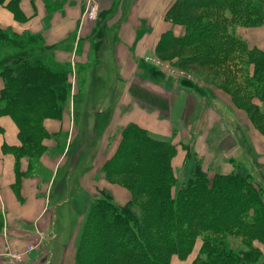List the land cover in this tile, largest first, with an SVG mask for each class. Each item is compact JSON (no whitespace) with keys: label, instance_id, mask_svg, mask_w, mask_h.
Wrapping results in <instances>:
<instances>
[{"label":"crops","instance_id":"obj_1","mask_svg":"<svg viewBox=\"0 0 264 264\" xmlns=\"http://www.w3.org/2000/svg\"><path fill=\"white\" fill-rule=\"evenodd\" d=\"M170 1L20 0L18 17L5 5H0V30L18 36L28 52H45L46 56H38L43 65L69 71L65 72L71 100L67 111H60L59 118L44 119L43 128L48 136L42 143L44 153L37 160L14 156L10 149L20 146L18 128L9 116H0V264H75L81 231L98 190L108 192L119 206L128 201L124 192L122 202L118 200L119 192L100 177L99 171L115 154L122 128L129 123L145 129L156 140H172L175 144L178 139L180 144L191 143V137L182 136L181 130L169 118L177 95H180L175 90L166 93L158 88L151 93L141 91L143 97L136 99L138 102L133 98H130L133 103L128 99L125 101L127 111L122 118V84L131 89V84L151 80L144 76V67L138 61L142 60V53L153 52L161 33L173 30L164 20L165 4ZM90 5L97 7L96 20L86 17ZM257 31L258 39L245 29L238 30L237 35L249 47L264 51V26L258 27ZM90 60L94 62L93 72L81 73L83 83L101 81L115 87L110 94L113 101L105 110H91L90 105L84 104L75 108L77 95L87 98L75 90L80 82L76 69L84 62L89 66ZM3 87L0 76V92ZM115 89H120V93ZM129 89L125 96H131ZM161 97L167 102L166 115L159 109L157 99ZM212 105L207 113L213 111L218 115L217 124L225 134L227 116L223 110L226 107L221 101H214ZM258 106L264 112V105L258 103ZM228 108L231 130L235 134L241 133L242 138L236 137V142L233 137L235 142L230 150L244 154L246 165L235 154L234 158L224 154L223 147L212 152L205 137L192 138L191 147L207 161L204 164L206 170L207 166H213L210 169L214 174L225 175L242 166L246 175L249 172L264 188V178L254 175L250 168L252 165L257 170L264 167V147L261 151L256 150L250 138L254 136L252 132L250 135V124L241 120L237 123L234 117L238 114L237 109ZM102 112L107 120L103 124L96 123L95 115ZM174 131H177L176 137ZM63 133L66 136L62 150L51 153L54 148L51 143ZM176 147L172 166L179 169L185 162L186 153L181 146ZM71 148L70 161L68 159L66 163ZM81 150H85V154L79 157ZM84 167L86 170L82 169ZM12 255H19L20 261L11 262L9 257Z\"/></svg>","mask_w":264,"mask_h":264},{"label":"trees","instance_id":"obj_2","mask_svg":"<svg viewBox=\"0 0 264 264\" xmlns=\"http://www.w3.org/2000/svg\"><path fill=\"white\" fill-rule=\"evenodd\" d=\"M19 1L0 0V5L18 17ZM201 9L216 15L202 19L190 15ZM165 19L185 31L181 37L167 32L170 45L192 46L195 53L188 56L195 55L198 64L228 70L227 81L235 94H241L242 105L246 103L250 115L264 120L258 106L264 105V51L249 48L235 34L237 27L264 23V0H176ZM21 42L0 30V52L4 47L24 49ZM33 56L27 51L21 57L0 59L4 81L0 116H9L18 128L20 146L10 149L17 159L37 160L44 153L42 143L48 134L43 121L60 117V103L70 91L65 71L43 65L38 55ZM182 147L189 161V148ZM176 154L172 140H156L134 123L122 128L120 144L99 174L106 182L120 179L131 199L119 206L108 192L98 190L81 231L75 264H170L175 255L185 259L198 240V264H238L239 259L249 263L248 252L236 254L230 247V237L264 238L263 186L249 173L208 177L195 165L193 176L177 187L172 167ZM132 206L140 208L139 219ZM250 264H264V256Z\"/></svg>","mask_w":264,"mask_h":264},{"label":"rangeland","instance_id":"obj_3","mask_svg":"<svg viewBox=\"0 0 264 264\" xmlns=\"http://www.w3.org/2000/svg\"><path fill=\"white\" fill-rule=\"evenodd\" d=\"M176 0H171L167 5L165 4V13H164V20L165 14L167 10L174 5ZM190 15L194 17H198L199 19H202L204 17H214L216 13L214 11L210 10H195ZM87 17V16H86ZM168 24L171 25L173 30L172 33L175 36H182L185 31L182 26L180 25H172L168 21H166ZM264 26V23L262 24ZM260 27V26H258ZM258 27H237L235 29V34H237L238 30L245 29L249 30L257 39L259 35ZM162 32V31H161ZM166 33V34H165ZM165 35V36H164ZM167 31L164 33H161V36L159 40L155 42L154 48L152 49V53H142V57L140 61H138V64L141 67H144L143 74L144 76L149 77L150 81H142L139 83L131 84V89L129 87H125L124 84H122V118L124 119V113H126V103L125 101L128 99L129 102L133 103L130 98L134 99V102L136 99H140V97H143V93L141 91H148V93H151L150 91H153L154 88L160 89L161 92L166 93L167 91H176L180 95H177L176 104L174 105V109H172L173 112H171L170 120H172L173 124L181 130V135L189 138L191 143L188 145L186 141V146L189 148L188 153H190L191 159L186 161L182 165V167L173 168L174 169V175L176 176L177 181V187L188 181L190 177L193 176V169L195 165L201 166V168L207 173L208 177H213L215 174L219 173H213L214 171H211L210 168H213V166H207V170L205 169L206 166H204L207 161L203 159V157H199L197 155L194 148H192L193 139L197 137H205L208 146L210 149H212V152H218L220 151L219 147H223L224 154L228 155L231 158H234L235 155L238 157L237 159L245 163V155L240 152H232L230 150L232 146V142L238 141V138H241V133H234L231 130V124H230V114L231 112H227L229 110L228 107H233L237 109L238 114L235 115V119L237 118V123L241 121H247L251 126L250 135L253 133V137H250L251 140L254 143V147L256 150L261 151L264 147V120H259L257 117H253L250 115L251 113L247 111L246 106L247 104L243 102L240 99V95L235 94L232 90L234 89V86L230 84L227 81V76H229L228 70H224V67H210V66H204L202 64H198L196 60H194L196 57L195 55L192 57H189L188 55H193L195 53L194 47H175L171 46V42L166 38ZM190 40V39H189ZM20 43L19 41H17ZM154 42V41H153ZM15 43V42H14ZM13 43V44H14ZM22 43V42H21ZM29 45L30 42H27ZM38 44V43H37ZM152 44V43H151ZM15 46H17L15 44ZM158 47V48H157ZM249 47V46H248ZM251 48V47H249ZM33 52V51H32ZM27 50L26 47L24 49H16V47H4L2 51L0 52V59H8V58H17L21 57V55H26ZM33 54L36 56H46L45 52H39L34 51ZM149 54V55H148ZM186 56L189 57L186 58ZM188 62H187V61ZM80 66L78 69H76L77 72H79V83L76 85L75 90L80 91L81 93H84L87 98L83 97L82 95L74 99L75 102V108L76 110L79 108L80 104H84V106L91 107V110H105L106 106H108V103L113 101V98L110 94H113L114 91L113 85L110 83H104V82H94V83H83L84 76L81 74L83 71L87 75V72L90 71L93 72L92 66L94 65V62L92 60L89 61V66L84 62V66L82 64H79ZM82 67V68H81ZM61 70L67 71L65 68H62ZM70 86V85H69ZM158 86V87H157ZM130 91V95L132 96H125L126 90ZM152 89V90H151ZM115 92L120 93V89L118 91L115 89ZM89 93V94H87ZM200 95H197V94ZM90 96V98H89ZM179 96V97H178ZM111 97V99L109 98ZM125 97V99H124ZM158 100V105L160 111L166 115L167 114V102L164 98L161 97V99ZM70 99L68 98L65 102H61V111H67V107L70 103ZM83 101V102H82ZM214 101H221L225 105L226 108H224V113L226 114V126L227 131L224 134L221 130L220 124H217L218 115L215 114L213 111L207 113L208 108L213 106L212 103ZM82 102V103H81ZM138 102V101H136ZM182 106V108L180 107ZM184 109V111H183ZM227 110V111H226ZM230 111V110H229ZM260 111L264 113L261 109ZM251 116V117H250ZM220 117V116H219ZM253 117V118H252ZM77 118V116H76ZM107 116L105 113H101L99 115H95L94 120L96 123H104L103 121L107 120ZM81 120V118H80ZM252 132V133H251ZM179 133V134H180ZM177 135V134H176ZM176 135L174 137H176ZM65 133L62 135H58L54 138L53 142L51 143L54 145V148L52 149L51 153H58L62 150L64 146V140H65ZM62 137V138H61ZM233 137L235 139H233ZM182 139V138H181ZM188 140V139H187ZM94 141V140H93ZM178 142V139H177ZM175 143L176 146H185V144ZM240 143V141H239ZM73 145V144H72ZM183 149V147H182ZM192 149V151L190 150ZM83 150V148H82ZM80 151V154L83 156L85 154L84 151ZM184 150V149H183ZM195 151V152H194ZM72 148L69 152V155H67L66 163L71 156ZM185 152V151H184ZM193 152V154L191 153ZM186 153V152H185ZM235 154V155H234ZM57 155V154H56ZM209 160V158H207ZM255 162L257 161V157H254ZM70 161V159H69ZM69 164V162H68ZM246 165V163H245ZM90 166V165H87ZM86 166V167H87ZM253 167L255 165H252ZM251 168V172L254 173V175H257L259 178H264V167H261L260 170ZM67 167V164H66ZM86 167L82 168L83 170H86ZM173 167V166H172ZM241 175H246L245 171H243L242 166L236 167V171ZM249 173V172H248ZM122 181L120 179L112 180L111 182H108L110 185H112L119 193H118V200L122 202L123 200V192L127 196L126 200L131 199V192L128 188L123 187L120 185ZM264 197V193L262 194ZM116 200V199H115ZM127 201V202H128ZM126 202V203H127ZM134 214L138 217V219L141 217V211L138 206H132L131 207ZM230 247L233 249V251L236 254H239L240 252H248V262H242L241 259L238 260V264H250L251 260L257 259L261 256H264V238H258V237H250L248 239H241L239 237H230ZM200 249H201V241L198 240L194 247L192 248L191 252L188 254V256L185 259H180L178 256H174L170 260V264H198L200 259ZM250 249H253V251L249 252ZM255 250V252H254ZM254 252V253H253Z\"/></svg>","mask_w":264,"mask_h":264},{"label":"built area","instance_id":"obj_4","mask_svg":"<svg viewBox=\"0 0 264 264\" xmlns=\"http://www.w3.org/2000/svg\"><path fill=\"white\" fill-rule=\"evenodd\" d=\"M86 16L90 20H96L98 17L97 7L95 5H90L86 11ZM11 262L20 261L21 258L19 255H12L9 257Z\"/></svg>","mask_w":264,"mask_h":264}]
</instances>
